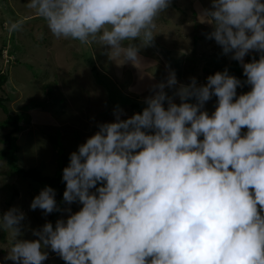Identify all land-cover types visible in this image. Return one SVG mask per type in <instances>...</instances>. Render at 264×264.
Here are the masks:
<instances>
[{"label":"clouds","instance_id":"clouds-1","mask_svg":"<svg viewBox=\"0 0 264 264\" xmlns=\"http://www.w3.org/2000/svg\"><path fill=\"white\" fill-rule=\"evenodd\" d=\"M171 2L27 0L26 7L55 38L103 47L118 66L146 68L140 50L154 42ZM199 20L246 79L226 68L205 84L193 77L176 87L170 70L141 113L121 119L117 108L115 122L98 124L62 170L63 201L80 210L65 209L67 219L46 222L28 240L25 213L9 208L0 215V231L10 236L0 264H42L45 248L65 264H264V0H211ZM250 51L259 58L245 63ZM245 84L251 90L237 95ZM166 87H175L172 95ZM213 96L210 115L204 105ZM55 196L46 186L29 207L61 211Z\"/></svg>","mask_w":264,"mask_h":264},{"label":"rangeland","instance_id":"rangeland-1","mask_svg":"<svg viewBox=\"0 0 264 264\" xmlns=\"http://www.w3.org/2000/svg\"><path fill=\"white\" fill-rule=\"evenodd\" d=\"M26 2L27 0H0V72L8 77L7 83L0 88V98L5 101L10 113L21 118L20 124L24 129L19 134L20 148L15 156L17 164L23 167L33 166L48 176H53L61 166L63 155L67 151H76L80 144L98 131L97 125L101 121L96 113L102 106L101 98L104 92L90 74V68H86V62L92 58L91 55L95 56L98 68L108 70V60L105 59L103 63L102 58H99L108 55L101 54L103 52L99 51L102 49L91 51L87 45L81 47L79 41L55 38L48 31L46 21L27 9ZM210 3L211 0H172L170 7L157 19L154 42L140 50L154 63L152 64L154 68L150 70L152 75L146 80L149 85H145L142 78L138 80L133 77V66L127 65V69L122 68L127 85L130 81L131 86L140 87L136 88L137 90L130 88L132 91H127L129 95L144 101L146 97L152 95L150 91L152 86L166 80L168 72L174 68L177 81L183 78L185 84H189L194 77L197 84L201 83L203 77H206L204 71L199 70L195 76L191 70L196 63L205 70L209 59L189 54L192 48H195L194 34L201 36L200 53L208 55L217 51L215 56L218 58L221 59L224 55L227 62L232 60V53L224 54L220 45L206 40L212 26L201 23L199 14L203 8L210 7ZM192 11H195L197 16H194ZM18 19H23V24L18 30L9 31V25ZM157 34H161L162 38L159 39ZM158 41L163 45V49L158 47ZM85 49L90 51L85 57L78 55L84 53ZM152 51H155L156 57H153ZM258 56L255 51H250L244 57V62L247 63ZM150 60L146 62L150 63ZM141 74L142 72L139 77ZM179 84L184 83L178 82L176 87ZM249 89L251 90V86ZM174 91L175 87L165 88L168 95H172ZM62 92L65 101L58 105L54 100L60 98ZM122 93L125 94L123 91ZM177 101L180 100L175 97L174 102ZM214 101L204 105V110L210 115L216 108L217 100ZM123 113L121 119L133 115L130 111ZM6 117L7 114L0 108V124ZM106 122H115V118ZM58 131L61 133L62 143L59 146L53 139ZM3 132L4 129L0 127L2 145L0 149L6 145L3 142ZM29 181L31 180L13 172L7 161L0 166V215L11 207L19 208L25 213L21 238L34 240L38 237L32 234L33 229L39 230L46 222H51L55 227L58 219H67L69 213L65 209L70 208L74 213L80 210L81 205L79 203L68 205L64 202L58 219L51 221L52 213L45 215L41 209H30L32 199L42 189L34 190ZM9 242L8 232L0 231V262L7 255ZM44 251L48 252V258L42 264H65V261L50 248H45ZM7 264L13 262L8 261Z\"/></svg>","mask_w":264,"mask_h":264},{"label":"trees","instance_id":"trees-1","mask_svg":"<svg viewBox=\"0 0 264 264\" xmlns=\"http://www.w3.org/2000/svg\"><path fill=\"white\" fill-rule=\"evenodd\" d=\"M192 12L194 16H197V13L195 11H192ZM212 30H210L209 33ZM209 33L206 36L207 37L206 40L209 43H213V42L216 43L214 39L208 38ZM157 36L159 37V39L162 38L161 34H157ZM200 37L201 36L199 34L193 35V38H194L193 46H195V48H192V50L189 53V54H194L196 57H199V58L208 57L209 59V61H207L208 65L207 63H206L207 66L205 65L207 67L205 68V70L202 65L201 66L203 68L200 67V65L197 64L196 61L194 62L196 63V65L194 64L195 67L191 70L193 74L195 73L194 75L196 76V72L202 69L204 71V75H206V77H203V79L201 80V83H198V85L205 84L207 82L206 78L209 75H214L218 71L223 72L226 68L230 75H234L235 77L240 79L242 82L246 79V77L243 75V68L238 61L232 59L230 62H227L226 60H224V55H222L223 58L220 59L217 56H215V53H217V51H214L213 54H208V55H206V53H200V49H199V46H200L199 42L201 43ZM202 42L204 43V41ZM79 45L81 47L83 46L80 42H79ZM157 45L159 48L161 47L163 49V45L161 44L160 41H158ZM87 46L91 51L102 49L99 52H103L101 54H106V51H105L106 49L103 47H98V45H95V44H91ZM84 51H85L84 53H80L78 55L85 57L86 53L90 52L88 49H85ZM152 53H153V57H156V55L154 54L155 51L154 52L152 51ZM139 55L142 57L143 64L147 66L146 68H137V67H134L131 63H126L124 65L118 66L114 61L110 60L108 57H99L100 59L102 58L103 63L105 62V59L108 60V66H109L108 70H101L96 65L95 56L93 57L92 55L90 56L92 58L88 60V62H86L87 64L86 68L87 67L90 68L91 70L90 74L95 79L99 88L104 92L103 97L101 98L103 100L101 104L103 107L101 106L99 111L96 113L101 123L109 121V120L111 121L113 118H115L114 111L117 108L122 109L123 112L130 111L132 114H135V113H141L143 108L146 107V104L144 103V101H141L139 98L133 97L127 93V91H129L130 88L137 90L136 88L140 89V87L131 86L132 82L130 81H128V85H127V83L124 81L125 77H123L124 75L122 73L123 72L122 68L127 69V65H131L134 67L133 77H136L138 80L139 78H142L144 80V84L149 85V83L146 82V80L150 79L152 75L150 70L154 68V66L152 65L154 63L152 60H150L151 58L145 57L146 55L144 54V52L140 51ZM258 58L259 56L256 59ZM149 60H150V63H147L146 61H149ZM79 63L80 62H78V64ZM173 70H175V68ZM107 72H110V74H108ZM141 72H142L141 77H139ZM180 79H178V82L185 84L186 81L183 80V78H180ZM7 81H8L7 75L5 73L2 74V72H0V88H3L4 85L7 83ZM249 86L250 85L245 84L242 87H238L237 95L250 91ZM122 91L125 94H123ZM119 99H122V101L120 102ZM214 100H217L215 96H213L209 101H207L206 104H208V102H215ZM63 101H65V97L63 96V92H62L60 94V98H56L54 102L58 105H61ZM191 102H194V100ZM175 103L179 104L180 101H177ZM165 105H167L166 102H165ZM0 108L4 111L5 114H7L6 119H4L3 122L0 124V127L4 129L3 142H5L6 144L5 147L0 149V158L5 159L10 164L13 172H15L16 174H18L19 176L23 178H28L29 180H31L29 181V183L34 187L33 188L34 190L39 191L40 189H43L46 186L52 187L57 193L56 201H57L59 208L62 211L63 206H64L63 192L65 190V182L62 181V170L64 167L68 165L69 155L71 152H73V150L67 151L66 154L63 155L61 164H60L61 166L59 167L57 172L56 171L54 172L56 174L53 176H48V174L44 173L43 171H39L38 169H36V167H33V166L23 167L17 164L15 156H16V153L19 152V148H20V145L18 142L19 134L24 130L23 126L20 124L21 118L9 112L8 107L2 98H0ZM60 135L61 133L60 131H58L55 137L54 138L52 137L55 140L56 145L58 146L62 144ZM61 211H53L50 216L51 221L57 220L59 215L61 214Z\"/></svg>","mask_w":264,"mask_h":264}]
</instances>
